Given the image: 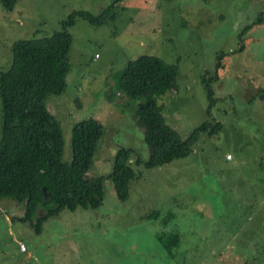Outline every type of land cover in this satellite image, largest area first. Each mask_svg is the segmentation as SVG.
<instances>
[{
    "label": "rangeland",
    "instance_id": "1",
    "mask_svg": "<svg viewBox=\"0 0 264 264\" xmlns=\"http://www.w3.org/2000/svg\"><path fill=\"white\" fill-rule=\"evenodd\" d=\"M110 2L0 4V71L13 42L49 36L72 11L99 14ZM116 11L106 25L79 17L69 29L66 88L47 98L63 160H71L73 125L90 118L104 132L88 174H106L121 148L149 159L135 117L140 100L118 87L128 62L146 54L177 65L178 90L158 98L167 124L183 138L204 122L221 129H208L184 158L133 167L141 177L126 201L105 179L102 205L63 209L40 234L18 220L22 204L0 198V264H264V0H124ZM202 76L216 77L213 100ZM170 234L180 242L168 254L159 237Z\"/></svg>",
    "mask_w": 264,
    "mask_h": 264
},
{
    "label": "trees",
    "instance_id": "2",
    "mask_svg": "<svg viewBox=\"0 0 264 264\" xmlns=\"http://www.w3.org/2000/svg\"><path fill=\"white\" fill-rule=\"evenodd\" d=\"M123 1L112 0L99 14L74 10L60 23V30L51 35L13 42L10 65L0 71V198L22 204L18 220L28 222L37 234L48 218L59 215L63 209L74 212L78 207L102 205L105 179L111 180L119 200H128L132 181L141 177L133 167L154 169L184 158L208 129L209 135L221 129L219 122H204L183 138L170 127L158 98L168 89L178 90L177 65L146 54L128 62L118 87L129 98L140 100L135 117L144 129L149 159L144 161L135 150L121 148L106 174H88L104 132L102 124L90 118L73 125L71 160H63L61 126L49 111L47 98L62 94L66 88L71 67L69 29L79 17L96 27L115 21L116 10ZM16 3L17 0H0L7 10H13ZM252 27L245 26L241 37ZM202 77L207 100H213L211 82L216 77ZM259 95L264 99V88ZM39 210L43 216H38ZM159 241L170 254L180 239L177 234H170L160 236Z\"/></svg>",
    "mask_w": 264,
    "mask_h": 264
},
{
    "label": "water",
    "instance_id": "3",
    "mask_svg": "<svg viewBox=\"0 0 264 264\" xmlns=\"http://www.w3.org/2000/svg\"><path fill=\"white\" fill-rule=\"evenodd\" d=\"M43 190H44V189H43ZM47 196H48L47 193H45V195H44L45 199L47 198Z\"/></svg>",
    "mask_w": 264,
    "mask_h": 264
},
{
    "label": "built area",
    "instance_id": "4",
    "mask_svg": "<svg viewBox=\"0 0 264 264\" xmlns=\"http://www.w3.org/2000/svg\"><path fill=\"white\" fill-rule=\"evenodd\" d=\"M227 158L230 159V156L228 155Z\"/></svg>",
    "mask_w": 264,
    "mask_h": 264
},
{
    "label": "crops",
    "instance_id": "5",
    "mask_svg": "<svg viewBox=\"0 0 264 264\" xmlns=\"http://www.w3.org/2000/svg\"><path fill=\"white\" fill-rule=\"evenodd\" d=\"M229 160V159H228ZM231 160V159H230Z\"/></svg>",
    "mask_w": 264,
    "mask_h": 264
}]
</instances>
